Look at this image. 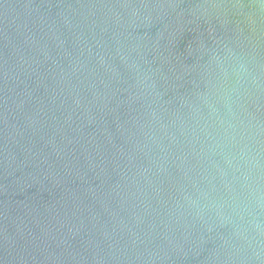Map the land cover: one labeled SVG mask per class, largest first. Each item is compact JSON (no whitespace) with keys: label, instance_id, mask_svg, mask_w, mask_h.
<instances>
[{"label":"water","instance_id":"95a60500","mask_svg":"<svg viewBox=\"0 0 264 264\" xmlns=\"http://www.w3.org/2000/svg\"><path fill=\"white\" fill-rule=\"evenodd\" d=\"M0 264H264V0H0Z\"/></svg>","mask_w":264,"mask_h":264}]
</instances>
